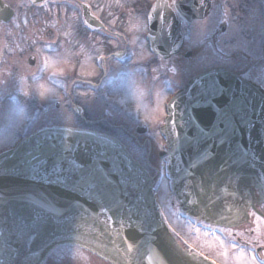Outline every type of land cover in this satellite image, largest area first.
Wrapping results in <instances>:
<instances>
[{
    "label": "water",
    "instance_id": "1",
    "mask_svg": "<svg viewBox=\"0 0 264 264\" xmlns=\"http://www.w3.org/2000/svg\"><path fill=\"white\" fill-rule=\"evenodd\" d=\"M175 3L187 21L205 17L211 6V0H203V6L201 0ZM12 14L9 5L0 0V21L9 20ZM149 16L151 31L159 34L171 27L157 22L174 19L175 14L159 0ZM86 19L95 24L91 14ZM174 29L179 32L180 26ZM29 62L34 63L33 58ZM223 113H227L226 119ZM88 132L42 127L0 154V198L8 202L0 206V233L4 234L0 236V264H43L51 250L68 244L111 264H169L172 255L166 235L181 252L188 253L192 264H213L177 243L157 211L151 177L123 144L117 139L114 147L98 144ZM162 132L173 189L186 213L214 224L232 225L247 215L255 191L264 197V90L257 84L224 68L192 77L170 100ZM65 145L70 150L65 151ZM72 160L79 169L72 167ZM57 165L59 175L66 177L61 182L51 175ZM32 166L47 178L34 176ZM29 195L47 201L59 215L41 214L31 232L34 239L17 241L7 231L14 227L13 210L29 224L41 213L40 208L18 199ZM210 197L214 203H209ZM192 199L197 203L189 204ZM141 222L143 226L137 227ZM129 244L133 251L125 259ZM32 253L37 255L26 260Z\"/></svg>",
    "mask_w": 264,
    "mask_h": 264
},
{
    "label": "flooded vegetation",
    "instance_id": "2",
    "mask_svg": "<svg viewBox=\"0 0 264 264\" xmlns=\"http://www.w3.org/2000/svg\"><path fill=\"white\" fill-rule=\"evenodd\" d=\"M154 1L43 0L32 3L16 0L13 4L8 1L16 15L17 29L12 41L17 44L15 48L35 46L40 53L61 51L65 57H71L79 69L64 72L62 84L65 87L58 90L61 98L53 103L56 108H63L67 121L36 126L40 112L47 110L56 97L41 101L35 93L24 97L22 92L27 88L24 84L21 87L11 83L10 87L2 76L7 40H0V94L11 101L23 99L29 113L26 130L18 133L10 145L0 148V152L38 128L55 124L114 136L152 177L162 216L168 217L167 224L183 247L219 264H264V199L260 193H253L247 219L232 226L211 224L185 214L166 173L169 161L163 154L166 145L161 134L167 102L190 78L201 72L224 67L264 87V20H261L260 5L254 4L259 0H212L209 14L191 22L182 19L176 11L174 24L180 22L182 36L176 31L170 37L168 32L159 38L153 37V43L159 46L152 50L147 36L148 13ZM168 1L172 6V0ZM88 10L102 26L87 22L85 12ZM253 11L255 18L250 19ZM9 22H0V26ZM233 22L243 26L244 31L231 33L229 24ZM202 30L206 35L201 34ZM238 41L245 42L246 46L237 47ZM220 48L227 53L224 60L217 56ZM38 55L32 52L27 64L37 68L42 63ZM30 58L34 61L31 65ZM105 67L114 71L100 90L94 86L104 78ZM128 68L138 70L137 79L144 93L140 103L146 107L139 118L136 103L122 94L128 85L124 74ZM172 68L176 71H170ZM126 98L128 104L122 106L121 101ZM160 98L163 102L157 110ZM33 117L35 119H31Z\"/></svg>",
    "mask_w": 264,
    "mask_h": 264
},
{
    "label": "rangeland",
    "instance_id": "3",
    "mask_svg": "<svg viewBox=\"0 0 264 264\" xmlns=\"http://www.w3.org/2000/svg\"><path fill=\"white\" fill-rule=\"evenodd\" d=\"M10 3H15L16 0H7ZM256 5H260V13H261V20H264V1L262 2L259 0V3H254ZM239 23V22H238ZM17 29L16 27V15L12 18V20L7 23L6 25L0 26V40L1 42L5 40L6 42L4 44V53H3V60H2V68H3V74L2 76L5 77V80L7 83H9L11 87L12 84H19L21 87H23V84L29 88L33 82L32 80V75L35 72V70L41 66L44 63V59L47 57L48 59H56L58 57H65L64 53L61 51H53V52H47V53H40L37 52V49L35 46L34 47H23L22 49L15 48L17 46L16 43H12L15 38H13L15 30ZM6 33L5 36H3V33ZM44 40H49V38H44ZM36 53L37 55H40V59L42 60V63L38 65L37 68L31 67L27 64V57L32 53ZM38 55V56H39ZM38 58V59H39ZM69 58V63L67 65H60L64 69L63 75L58 76L55 78L58 83H57V90L60 89L59 84H62V77L64 76V72L67 70L73 71L74 69L78 70L79 67L74 64L71 61V57ZM36 66V65H35ZM21 74H24L26 76H20ZM21 77V78H19ZM49 73L46 72L42 78L48 79ZM21 81V82H19ZM20 87V88H21ZM11 91V90H10ZM18 90L15 91L17 93ZM34 93V92H33ZM32 93V94H33ZM58 100L57 98H54L52 101H50V107L47 108V110H44L43 112H40V114L37 117V122L36 126H40L42 124H48V123H64L67 121L66 117H64V111L63 108H56L54 106V101ZM15 103L19 102L22 104L26 105V101L23 99L20 100H14ZM14 101H12L14 103ZM0 127H2V124H0ZM26 130V126L20 130L17 131L15 134H13L7 145H10L14 139L17 137L18 133H21ZM6 145V146H7ZM4 146H0L2 148ZM77 247L73 245H67V246H61V247H56L53 249L47 256L44 264H84L83 261L76 259L73 257L72 252L68 251V249H72L73 251L76 250ZM81 250V249H80ZM83 251V250H81ZM88 257L89 260L87 264H107L105 262H102L99 260V258L83 251Z\"/></svg>",
    "mask_w": 264,
    "mask_h": 264
},
{
    "label": "snow or ice",
    "instance_id": "4",
    "mask_svg": "<svg viewBox=\"0 0 264 264\" xmlns=\"http://www.w3.org/2000/svg\"><path fill=\"white\" fill-rule=\"evenodd\" d=\"M201 5L203 6V0H201ZM172 7H173V9H175L177 7L175 0H174ZM224 15L225 16L228 15L227 10H225ZM254 18H255V13L253 11L252 13H250V19H254ZM182 22H183V20H182ZM223 22L228 23L227 20H224ZM229 29H230V32L234 33V34H238V33H241L244 31V27L239 25V24H236L235 22L229 24ZM201 34L206 35V33H203V30H202ZM242 45L246 46L245 42L238 41L237 47H240ZM177 47H179V45H177ZM221 53H223V55H221ZM226 55H227V53H224L223 48H220L219 51L217 52V56H219L221 60H224ZM101 59H103V58L101 57ZM170 71L175 72L176 69L172 68V69H170ZM122 94L125 97H130L132 101L136 102L137 97L139 95H141L142 93L140 92V90H134L133 85L128 83L127 87L122 90ZM104 95H107V94H104ZM157 95L159 97V94H157ZM101 98L103 99L104 97L102 96ZM162 102H163V98H160L158 101L157 110L159 108V104ZM14 103H15V101H14ZM127 104H128L127 98L121 101L122 106L127 105ZM145 107L146 106L142 105L141 103L136 102L137 118H139V114L145 109ZM125 111H128V109L125 108ZM223 115L226 119L227 113H223ZM31 119H35V118L33 117ZM147 119H148V116L146 115L145 120H147ZM65 131H66V133L70 134L72 130L66 129ZM87 135L89 137L93 138V140L96 143L104 145V146H113L114 147L116 144V138L115 137H110L107 135H101L95 131L88 132ZM205 135H207V133H205ZM222 142L223 141H221V143ZM68 150H70L69 147L67 145H65V151H68ZM206 155L210 156L211 153H207ZM245 155H247V153H245ZM254 160H255V156H253V161ZM69 163L72 165V167H74L76 169H79V167H80L74 160L69 161ZM195 166H196L195 164L192 165V167H195ZM253 166H255V165L253 164ZM30 170L34 176H40L39 169L37 167L32 166ZM71 170H72V168L69 169V171H71ZM59 172H60L59 165H57L52 169V173H51V175H55L57 177V182H61L62 180L66 179V177H61L59 175ZM188 174L191 175V173H188ZM40 178L41 179L47 178V174L45 176H40ZM261 178H264V172L261 173ZM89 187L90 188L95 187V185H89ZM198 187H199V185H198ZM201 192H203V188H201ZM261 192H262V194H264V185H261ZM18 199L24 201L25 203H27L30 206L40 208L41 213H38L36 220H34L31 224H29V223L25 222L23 217H18L17 214L15 213V211L13 210V215H14L13 226L14 227L8 229L7 231L10 232L12 235H14L16 237L17 241H23L25 237H27L29 240L34 239V237L31 235V232L38 226V221L40 219L41 214L51 213L53 215H59V210L56 209L53 205L49 204L47 201H42L41 199L30 196V195L20 197ZM6 203H8L6 200L0 198V206H3ZM188 203L189 204H196L197 201L195 199H192V200H189ZM209 203H214V201L211 199V197L209 198ZM147 215L148 214L145 213L146 217H147ZM161 215H163V213H161ZM164 222L165 223L168 222V217H165ZM142 226H143V222H141L140 224L137 225V227H142ZM157 227H159V225H157ZM170 227H171V225H170ZM155 230L156 229L154 228L153 231H155ZM3 235H4L3 233H0V236H3ZM176 235L178 236L179 233H176ZM7 238H8L7 236H4L5 242L7 241ZM76 239L80 240L81 237L77 236ZM165 242H166L167 247L170 249V252L172 255V259L169 260V264H192V260L188 258V253L181 252L179 250L178 246L176 245L175 240H173L171 237H167V235H166ZM185 243H187V241H185ZM76 250H80V248L77 247ZM68 251L72 252V254H73L72 249H68ZM117 251H119V249H117ZM132 251H133L132 245L129 244L127 247V252L125 253V259L128 258L127 253H131ZM36 255H37L36 253H32L31 256H26L25 259L31 260ZM192 259H195V257H193Z\"/></svg>",
    "mask_w": 264,
    "mask_h": 264
},
{
    "label": "clouds",
    "instance_id": "5",
    "mask_svg": "<svg viewBox=\"0 0 264 264\" xmlns=\"http://www.w3.org/2000/svg\"><path fill=\"white\" fill-rule=\"evenodd\" d=\"M37 51L39 52L40 50L37 49ZM68 63L69 58L67 57H58L56 59H48L46 57L44 59V63L33 73V82L31 86L26 88L22 92V95L24 97H30L34 92L37 98L41 101L47 100L50 97H56L57 99L61 98L57 90L58 81L55 78L63 75L64 69L60 67V65H67ZM113 71L114 69L111 67H105L104 78L94 87L103 90ZM41 72H48V79L42 78L40 75ZM124 74L127 77L128 83L133 85L134 90H140L142 93L137 97L136 101L140 103L144 93L137 79L138 70L134 68H128L124 70ZM59 87L64 88L65 86L63 84H59ZM28 122L29 113L27 106L19 102L13 103L5 95L0 94V124H2V127H0V146H6L10 137L17 131L22 130ZM73 257L83 261L84 264H87L89 260V257L81 250H74Z\"/></svg>",
    "mask_w": 264,
    "mask_h": 264
}]
</instances>
